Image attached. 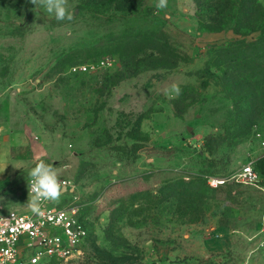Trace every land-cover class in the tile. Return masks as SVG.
I'll use <instances>...</instances> for the list:
<instances>
[{"label":"rangeland","instance_id":"obj_1","mask_svg":"<svg viewBox=\"0 0 264 264\" xmlns=\"http://www.w3.org/2000/svg\"><path fill=\"white\" fill-rule=\"evenodd\" d=\"M122 1L67 0L74 19L57 21L0 0V158L12 175L0 214L29 210L28 172L43 160L90 222L82 253L59 264H264V43L239 55L218 48L242 38L233 30L200 26L252 0ZM155 36L176 67L151 68ZM247 164L256 185L236 180Z\"/></svg>","mask_w":264,"mask_h":264},{"label":"built area","instance_id":"obj_2","mask_svg":"<svg viewBox=\"0 0 264 264\" xmlns=\"http://www.w3.org/2000/svg\"><path fill=\"white\" fill-rule=\"evenodd\" d=\"M107 65L103 59L97 67L90 64L78 69L92 73ZM58 178L64 185L62 198L58 202L41 201L42 215L34 214L30 209L0 214V264H59L82 253L90 237L89 219L82 214L85 205L73 195L72 181L66 177ZM236 180L256 185L258 177L253 167L247 164ZM222 182V179H210L212 186ZM26 191L28 193V180Z\"/></svg>","mask_w":264,"mask_h":264},{"label":"trees","instance_id":"obj_3","mask_svg":"<svg viewBox=\"0 0 264 264\" xmlns=\"http://www.w3.org/2000/svg\"><path fill=\"white\" fill-rule=\"evenodd\" d=\"M122 2H125L123 0ZM199 7L204 5L213 6V0L203 3L201 0H196ZM236 5L244 4L243 0H237ZM221 5L229 6L232 5L231 0H219V3L216 6L219 8ZM260 9L258 10V8ZM217 12L207 15L208 21L202 20L200 18V26L208 32H221L223 30H233L234 33L242 38H236L231 41L229 44L221 45L220 49H226L231 51H236L240 55V52L246 50L248 47L253 45H260L264 43V9L261 7L257 0H252L249 6V10H246L245 13L240 11H231V10H216ZM235 21L233 27H227L229 22ZM260 31L258 37H254L252 40H248V35ZM158 38L155 36V40L152 44L151 49L154 54L157 53V56L149 55L148 58L154 60V64L151 66L152 69H157L160 67L164 68H174L178 62V55L175 50L171 47H162L158 43ZM213 46H217L214 44ZM217 48V47H215ZM158 55L160 57H158Z\"/></svg>","mask_w":264,"mask_h":264},{"label":"clouds","instance_id":"obj_4","mask_svg":"<svg viewBox=\"0 0 264 264\" xmlns=\"http://www.w3.org/2000/svg\"><path fill=\"white\" fill-rule=\"evenodd\" d=\"M35 7L43 8L48 14L54 15L57 21H72L74 11H69L67 0H29ZM167 7V0H157L155 8L162 10ZM171 91L180 94V87L172 85ZM28 200L26 206L34 214L42 215L41 201L58 202L64 191V185L59 180L53 165L40 160L28 172Z\"/></svg>","mask_w":264,"mask_h":264},{"label":"crops","instance_id":"obj_5","mask_svg":"<svg viewBox=\"0 0 264 264\" xmlns=\"http://www.w3.org/2000/svg\"><path fill=\"white\" fill-rule=\"evenodd\" d=\"M3 150H4V148H3ZM3 150L0 152V155L2 154ZM11 176H12L11 173H9L8 169L4 165L2 159L0 158V183H1L0 184V191H1V189L5 188V187H10ZM4 184H6V185L4 186Z\"/></svg>","mask_w":264,"mask_h":264}]
</instances>
